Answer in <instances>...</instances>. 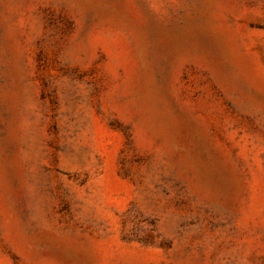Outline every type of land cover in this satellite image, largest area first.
<instances>
[{
	"label": "rangeland",
	"instance_id": "obj_1",
	"mask_svg": "<svg viewBox=\"0 0 264 264\" xmlns=\"http://www.w3.org/2000/svg\"><path fill=\"white\" fill-rule=\"evenodd\" d=\"M0 264H264V0H0Z\"/></svg>",
	"mask_w": 264,
	"mask_h": 264
}]
</instances>
